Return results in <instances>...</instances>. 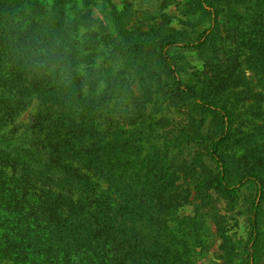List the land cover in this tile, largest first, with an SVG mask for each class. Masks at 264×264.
Returning <instances> with one entry per match:
<instances>
[{
    "label": "trees",
    "instance_id": "1",
    "mask_svg": "<svg viewBox=\"0 0 264 264\" xmlns=\"http://www.w3.org/2000/svg\"><path fill=\"white\" fill-rule=\"evenodd\" d=\"M208 1L194 0L190 11L210 15ZM91 11L85 0H0V132L14 135L6 129L12 119L34 108L30 135L0 144V264H195L178 229L189 201L179 180L202 195L234 196L243 188L255 194L245 264H257L264 170L249 162L232 168L237 94L218 99L209 82L183 81L170 54L212 46L231 79L238 77L233 50L247 40L217 39L219 13L193 42L180 43L166 29H133L126 35L133 52L108 56L101 77L104 69L94 65L105 38L94 33ZM254 45L264 79V39ZM143 52L151 58H138ZM160 90L155 101L185 110L193 135L178 136L174 147H143L149 137L134 136L152 118ZM258 96L254 124L264 130V89ZM208 118L213 128L197 132ZM182 145L194 158L180 161L173 150Z\"/></svg>",
    "mask_w": 264,
    "mask_h": 264
},
{
    "label": "rangeland",
    "instance_id": "2",
    "mask_svg": "<svg viewBox=\"0 0 264 264\" xmlns=\"http://www.w3.org/2000/svg\"><path fill=\"white\" fill-rule=\"evenodd\" d=\"M243 1L209 0L211 7L203 3L205 11L211 13L208 15L202 10L190 11L191 2L194 4V0H85L92 5L94 33L104 35L105 38L102 44L104 50H99V61L94 65L96 70L104 69L101 73L107 70L108 56L112 55L120 60L125 54L129 56L133 52L131 44L126 39L128 31L133 29L147 31L149 27H155L168 30L180 43L193 42L208 29L209 19L214 15L213 13H219L217 39H225L236 34L247 40L233 50L234 60L231 62L232 65L237 66L238 77L230 79V75L226 72L229 69L224 67L225 64L221 62L217 65L214 60L215 49L212 46L195 52L177 47L172 49L170 54L174 56L176 66L182 71L180 77L183 81L209 82L208 91L214 90L222 94L218 99H225L230 92L237 94L233 98L238 101L239 115L233 125L234 146L230 150L232 168L239 165L243 167L249 162L250 166H260L264 170V130L254 124L261 118L258 94L264 89V79L261 74L263 72H259L260 62L253 57L259 53L258 47L254 44L261 38L264 39V31L257 30L264 25L262 19L264 0ZM236 27H238L237 31H233ZM212 44L211 41L207 43V45ZM138 56L144 60L151 58L149 52H143ZM138 58L136 60L140 62ZM196 72L202 73L198 76L193 75ZM103 74L105 73L99 75L102 77ZM226 75L229 80L226 79ZM131 80L132 90L138 95L137 79L132 77ZM227 87L229 88L224 94ZM163 93L162 90L157 91L156 95L154 93L155 104L150 115L152 118H148L146 124L136 131L134 136V138L149 137L150 144L141 142L143 147H174L178 136L193 135L185 110H176L165 103L166 99L160 100V103L155 101V98L161 99ZM248 98L250 101H247ZM244 102L246 103L242 106ZM33 111L34 108H29L14 117L12 124L6 128L7 130L14 128V135L0 132V144L4 143L3 138L21 140L27 134L28 137L30 131L26 128ZM194 116L201 118L198 113ZM209 120L210 118L204 124H196L195 127L199 126L201 129L197 132L206 133L212 129ZM153 137L155 140H152ZM181 147L185 149L173 150L180 161L189 157L190 160L194 158L193 152L186 149L191 146ZM178 184H183L182 189L189 197L188 203L182 207L183 217L179 219L182 222L178 229L184 233L183 241L193 247L195 264H245L248 260L246 249L250 232L249 204L255 200V194L243 188L234 196L216 190H209L202 195L203 193H197L188 180H179ZM262 217V231H264V212ZM230 247L233 248L231 252H229ZM260 251L257 264H264V243Z\"/></svg>",
    "mask_w": 264,
    "mask_h": 264
}]
</instances>
